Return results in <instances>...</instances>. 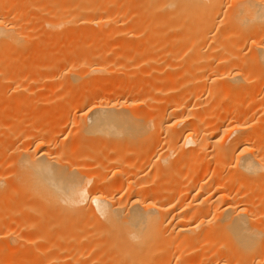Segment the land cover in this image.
Segmentation results:
<instances>
[{
    "label": "bare ground",
    "instance_id": "6f19581e",
    "mask_svg": "<svg viewBox=\"0 0 264 264\" xmlns=\"http://www.w3.org/2000/svg\"><path fill=\"white\" fill-rule=\"evenodd\" d=\"M158 53L159 85L108 73ZM0 264H264V0H0Z\"/></svg>",
    "mask_w": 264,
    "mask_h": 264
},
{
    "label": "rangeland",
    "instance_id": "374dc122",
    "mask_svg": "<svg viewBox=\"0 0 264 264\" xmlns=\"http://www.w3.org/2000/svg\"><path fill=\"white\" fill-rule=\"evenodd\" d=\"M76 26H78V25H76ZM96 29H97V28H96ZM59 32H60V31H58L57 33H59ZM115 32H118V31H114V33H115ZM33 33H35V32H33V31H31V30H30V31H29V30L26 31V34H33ZM41 33H42V32H40V33H38V34L40 35ZM79 33H80V32H79ZM109 33H110V34H113L112 31H110ZM109 33L107 32V33H105V35H108V36H109ZM42 34H43V33H42ZM42 34H41V35H42ZM60 34H61V33H59V34H56V33H55L56 38H59V35H60ZM98 34L103 35L104 33L99 32ZM69 35H72V36L78 35V31H77V32H70ZM114 35H115V34H113V40H111V42L113 41L112 44L114 43V44L116 45V47L114 46V48L117 49V48H118V47H117V43L119 44L120 41H121V40H120V38H121L120 31H119V34H118V35H120L119 37H117V34H116V35H115V39H114ZM26 36H28V35H26ZM110 36H112V35H110ZM61 37H62V34H61ZM37 38L40 39L39 36H37ZM37 38H36V39H37ZM127 38H128V39H129V38H130V39H131V38L134 39V40H133L134 42H135V39H136V41H139V39H138L134 34H131L130 36H127ZM38 41H39V40H38ZM38 41H37V40L31 41V40L26 39V41H25V45H24L25 48H23L24 52L27 53L26 50H28V48H29L30 45H32L31 47L34 46V48H32L31 50H33V49L36 50L35 46L37 47V49L39 48V50H41V52L38 51L40 54L37 52V50H36L37 53L34 52V53H36V54L39 55V56L44 55V54H46V53H49V52H51V51H55V50L58 49V48H59V49H60V48H61V49H64L62 46H61V47L58 46V48H57V46H55V47H52V48H53V50H52V49H49V46H43V45H41V43L38 42ZM40 41H41V39H40ZM118 41H119V42H118ZM133 41L131 42L132 44H134ZM111 42H110V43H111ZM39 43H40V45H39ZM135 43H137V42H135ZM27 45H29V46H27ZM38 45H39V47H38ZM26 46H27V48H26ZM52 46H53V45H52ZM110 46L112 47V45H109V50H110V48H111ZM41 48H43V49H41ZM44 48H45V49H44ZM106 48H107V46H106ZM114 48H112V49H114ZM164 48H165V46L163 47V49H164ZM25 49H26V50H25ZM46 49H47V50H46ZM104 49H105V48H103V51H104L103 54L107 53V51H108V50H107L108 48L105 49V50H104ZM142 49L145 51V47H144V46H142ZM103 51H102V52H103ZM42 52H43V53H42ZM23 55L26 56V54H24V53H23ZM23 55H22V57H23ZM78 55H79V54H78ZM78 55L76 56V59H80V58L82 57V56H79V57H78ZM25 56H24V57H25ZM157 56H158L157 62H152V63H150L149 65H148V64L146 65L145 63H140V64H141V67H140V64H139V68H138V69H137V66H138V65H136V62H137V61H135L134 63L131 62V63H129V64L119 65V66H117V65H112V66H111L112 68H111V67H110V69L108 68V71H109L108 73L110 74V73L115 72L113 75H114L115 77L118 75V78H120V79L122 78V74H123L124 77H123L122 80H123V81H124V80L127 81V83H126V81H124L125 86H127V85H128V86H129V85H133V83H134L135 85H137V83H140V81L142 82L143 86H145V87H146V86H150V85H159V84H157V83L161 80V79L159 80V78H161L160 76L164 77L163 75L172 74V73H174V72H177V70H174V71L172 70V72L169 71V72L166 73L165 69L167 68V63H165V62L161 59L159 53H158ZM141 57H142V55H141ZM145 57H146V54H144L143 58H145ZM143 58H141V59H143ZM22 59H23V58H22ZM141 59H140V60L138 59V60H139L138 62H141ZM143 64H145V65H143ZM126 65H127V66H126ZM121 66H124V67L121 68ZM107 67H108V65H107ZM107 67H106V68H107ZM118 67H119V68H118ZM156 67L159 68V69H156ZM111 69H113V70H111ZM115 69H116V70H115ZM133 69H134V70H133ZM152 69H156V70H157V71L153 70V72H152L153 75H152V74H149V72L152 71ZM110 70H111V72H110ZM114 70H115V71H114ZM131 70L134 72V74H135V72H136V73L138 72V73L135 74V75H133V76H132L133 73H131V75H128V74H130V73H128V72H130ZM137 70H138V71H137ZM120 71H122V72H120ZM164 71H165V72H164ZM117 72H119V73L116 74ZM123 72H124V73L127 72L126 74H127L128 76H127L126 74H125V75H126V76H125ZM108 73H106L105 76L108 75ZM121 73H122V74H121ZM144 73H145V74H144ZM146 73H147V75H146ZM138 74H140V75H138ZM148 74H149V75H148ZM119 76H120V77H119ZM130 76H131V77H130ZM136 76H137V77L140 76V77L137 78ZM149 76H150V77H149ZM152 76H153V77H152ZM135 77H136L137 79H136ZM141 79H143L144 81L141 80ZM10 81H11V80H10ZM9 83H10V84H9L8 86H9V88H10V87L12 86L11 84H13V83H12V82H9ZM47 83H48L47 81L42 80V81H39L38 84H36V86H37V91H38L39 96L42 95L43 92L45 91L44 89H45ZM131 83H132V84H131ZM26 84H27V83H26ZM26 84H25V87L28 86V84H27V85H26ZM48 84H49V83H48ZM126 84H127V85H126ZM146 84H147V85H146ZM107 85H108V84L105 85V88L107 87L108 90L114 88V84H113V83H111V84L109 83V85H108V86H107ZM110 86H111V87H110ZM12 87H13V86H12ZM12 87H11V88H12ZM112 87H113V88H112ZM46 89H47V87H46ZM11 93H13V91L9 93V96H10V97L8 96L9 98H11V99L8 98V100H10V101L16 98V97L14 98V97H13V94H11ZM11 95H12V96H11ZM157 95H159L160 97H159V96H158V97L156 96L157 99H158V100L156 99V100H157L156 102H158V101L160 100L159 98L162 97L160 94H157ZM14 96H15V95H14ZM12 97H13V99H12ZM35 97H36V96H35ZM37 97H38V96H37ZM36 99H37V98H36ZM45 106L49 108V107H50V104H49V105L47 104V105H45ZM160 106H161V104H160ZM146 107H147V106H146ZM146 107L144 106V107L136 108V109H138V110H140V111L142 110L141 113H142V112H143V113H146V112H148V109H147ZM142 108H144V109H142ZM144 110H145V111H144ZM146 110H147V111H146ZM11 111H12V110H11ZM149 111H150V110H149ZM9 113H10V111H9ZM12 113H13V111H12ZM12 113H11V115H8V121H7L6 128H7V132H10V133H7V135H6V137H5V140H4V144L8 146L9 144H12V143H13L14 145H12V146L15 148L16 146H19V147H20L22 144H21V141L18 143V141H19V139H20V137H19V136H20V135H19V132H18V134H17V131L13 129V123H14V120H15V119H14V118H15V117H14L15 114H14V113L12 114ZM141 113H140V114H141ZM12 115H13V116H12ZM72 115H73V113H72ZM72 115H71V119L74 118V116L72 117ZM12 117H13V118H12ZM12 119H14V120H12ZM9 121H11V122H9ZM135 122L137 123V121H135ZM139 122H140V123H139ZM136 123H135V125H136ZM138 123H139V126H140L141 129H142V127H144V128H143L144 135H142V138H145V139H149V138H150V139H149L150 141H151V140L154 141V138H155L156 141H154L155 143L153 142V144H154L153 146H154V147H159V145H160V147L158 148V150L160 151V150L162 149L163 145H164L165 142H166V137H167L166 128H163V129H160V128H159V129L156 130V128H158V126H156L157 124H156L155 122H151V123L149 122L148 124H146V122L140 120V121H138ZM138 123H137V124H138ZM142 123H143V124H142ZM8 125H9V126H8ZM150 125H151V126H150ZM70 126H72V125H70ZM137 126H138V125H136V127H137ZM145 126H146V127H145ZM39 127H41V128L38 129V131L41 130V132H45V130L49 129V126H47V125H42V126L40 125V126H38V128H39ZM152 127H153V128H152ZM73 128L75 129L74 126H73ZM134 128H135V127H134ZM150 128H151V129H150ZM8 129H9V131H8ZM25 129H28V128H27V127H24L23 132H25V131L27 132V130H25ZM59 129H60V131H62L61 128H59ZM71 129H72V128H70V127H69V129L67 128V130H69V131H68L69 133H70V131H72ZM146 129H148V130L145 131ZM24 130H25V131H24ZM67 130H66V132H67ZM149 130H150V131H149ZM159 130H161V132H160ZM157 131H159V133H158ZM26 132H25V133H26ZM66 132H65V133H61V134H60V137H61V136L63 137L64 135H66ZM68 132H67V133H68ZM145 133L148 134V135L145 136V135H146ZM23 134H24V133H23ZM62 134H63V135H62ZM142 134H143V133H142ZM151 136H152V138H151ZM18 137H19V138H18ZM62 137H61L60 139L58 138V141L60 140L59 143L62 141ZM64 137H65V136H64ZM64 137H63V139H64ZM146 137H148V138H146ZM136 140H137V138H136ZM142 140H143V139H142ZM142 140L139 139V140H137V142L134 140L135 143H133V141H132V143H131L130 145H132L131 147H133V149H132L133 151L138 150V148H139L140 146H139L138 148H136L135 145H136V143H137V146H138V145H141V142H139V141H142ZM32 141H33V140H32ZM16 142H17V144H16V146H15V143H16ZM31 143H33V142H31ZM35 143H37V142L35 141ZM35 143H34V144H35ZM138 143H139V144H138ZM18 144H19V145H18ZM34 144H31V148H32V149H33V147H34ZM93 145H94V144H93ZM93 145H92V147H93ZM12 146H11V149H10L11 151H9V148H10L9 146H8V150H7V151H8V152H7V156H8V155H9V156H12V158H11V157H7V159H9V158L11 159V160H8L10 163L7 161L8 164H10V165H9V166L7 165V167H6L7 169H3V170H5V172H4V171H1V176H2V175L4 176L5 173H6V174L8 173V175H9V176H8V175H7V176L5 175L6 178H4V183H3L4 186H5V184H6V187L3 186V187H4L3 190L6 189V191H7V188H8L9 186H11V184H12L11 182H12V181H15V178H16V177H14V179H13L12 176H13V174L16 172V165L14 164V165H15L14 168L11 167V165H13V162L15 163V162L17 161V159H18L17 156H19V154L16 152V149H13V150H12V148H13ZM32 146H33V147H32ZM161 146H162V147H161ZM22 147H23V145H22ZM129 147H130V146H129ZM134 147H135L136 149H134ZM17 148H18V147H17ZM107 148L109 149V147H107ZM32 149H31V150H32ZM130 149H131V148H130ZM14 150H15V151H14ZM14 152H15V153H14ZM103 152H105V153L107 152L106 154H109V152H108L107 149H104ZM15 154H17V156H16ZM14 156H16V157H14ZM13 160H14V161H13ZM88 160H89V159H88ZM88 160H87V161H88ZM154 161H156V159L153 160V163H152L153 166H154V163H155ZM11 162H12V164H11ZM85 163H87V164H84L86 168L83 166V168H82V172L85 171V172H86V173L84 172L85 174L90 173V174L94 175L93 173L95 172V170H96L97 168L93 169V167L91 168V166H89V165H90L89 163H91L90 160H89L88 162H85ZM86 165H87V166H86ZM117 165H118V163H117ZM149 165H150V167L147 165L145 171H144V168H145V167H143L142 170H141V173H142V172H143V173H148V169H149V171H151V170L155 171L154 168H153V166L151 167V164H149ZM119 166H120V165H118V167H119ZM107 167H108V166H107ZM118 167H117V171L119 170ZM119 168H121V166H120ZM12 169H13V171H12ZM9 170L12 171V173H11V172H10V173L7 172V171H9ZM102 170L105 171V169H102ZM120 170H122V169H120ZM107 171H109V170L107 169V170L105 171V173H106ZM3 172H4V173H3ZM87 172H88V173H87ZM111 172H112V174H113V172H115V171L113 170V171L107 172V173H109V177H112ZM141 173H140V176L143 174V173H142V174H141ZM149 173H150V172H149ZM10 174H11V175H10ZM154 174H155V172H153L152 175H154ZM16 175H17V174H16ZM16 175H15V176H16ZM106 175H107V174H106ZM152 175L150 176L151 178L147 179L148 176H147L146 174H144L145 180L142 179V178H144V177L142 176V178H140V179H142V180H140V181H142V182H143V181H147V182H148V180H152V178H153ZM3 176H2V178H3ZM10 176H11L12 178H11ZM109 179H110V178H109ZM106 180H107V179H106ZM110 180H111V179H110ZM7 181H8L9 183H8ZM107 181L110 182L109 180H107ZM16 183H18V185L21 186V185H20V179H18V176H17V179H16ZM106 183H107V182H106ZM13 184H14V182H13ZM105 185H106V184H105ZM107 185H108V183H107ZM7 186H8V187H7ZM148 189H149V188H148ZM17 198H18V197H16L15 201H13V202L17 203V201H18ZM21 198H22V197H21ZM11 203H12V202H11ZM12 204H13V203H12ZM32 224H34V223H32ZM31 226H32V228H33V225H31ZM29 231L31 232L32 229H30ZM25 233H26V234H25ZM25 233H23V234H24V236L26 237V236L28 235V233H29L28 230H26ZM24 236H23V238H21L22 240H20V244L26 242V241L29 240V239H32V238H30V237L32 236V233H31V236H30V234H29V235L27 236V238H24ZM32 237H33V236H32ZM21 241H22V242H21ZM23 241H24V242H23ZM11 243H12V241H11ZM18 243H19V242H18ZM26 243H27V242H26ZM26 243H25V244H22V247H23V245H26ZM19 246H20V245H19ZM35 246H36V244H34V245L31 246V247H32V248H35ZM22 247H21V248H22ZM24 248H25V247H24Z\"/></svg>",
    "mask_w": 264,
    "mask_h": 264
}]
</instances>
